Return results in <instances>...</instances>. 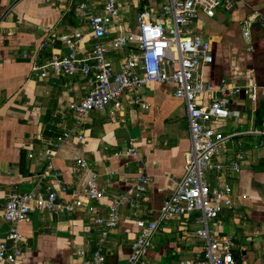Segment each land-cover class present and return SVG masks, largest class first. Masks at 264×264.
Segmentation results:
<instances>
[{"label":"crops","instance_id":"0c3cea01","mask_svg":"<svg viewBox=\"0 0 264 264\" xmlns=\"http://www.w3.org/2000/svg\"><path fill=\"white\" fill-rule=\"evenodd\" d=\"M105 1L99 0L98 8ZM117 1L131 26L149 3ZM77 2L0 0V241L10 228L1 217L7 196L34 189L50 161L59 180L69 187L67 198L81 194L92 172L105 192L95 214L84 209L67 214L34 212L29 223L19 226L23 238L19 264H80L78 251H91L97 239L95 217L105 215L110 201L144 173L149 182L140 210L133 213L122 207L119 224L105 245V264H126L138 234L135 220L154 217L182 177L185 153L190 150L183 101L173 97L171 85L149 83L140 90L141 105L125 96L122 108L113 115L110 107L91 112L52 160L45 156L44 151L57 137L75 128L69 105L83 99L89 86L82 78L51 75L39 79L31 68L43 64L55 50L65 52L58 37L88 29L86 22L77 18ZM257 15L264 17V0L234 1L230 10H219L210 19L201 15L197 24V32L210 39L213 56L212 63L201 70L203 81L217 90L222 79L244 85L249 74L257 85L256 101L243 94L230 99L231 117L225 130L240 135L248 159L237 174L226 179L234 191V206L209 225L213 236L234 239L236 264H264V135L251 134H264V111L261 124L256 117V112L264 109V30L258 25L251 28L250 50L240 31L242 21ZM44 43L48 44L42 48ZM90 47L88 39L79 52ZM124 54L114 53L111 58L117 64ZM207 101L204 97L203 102ZM80 134L82 141L78 140ZM132 147L134 154L127 155ZM77 159L87 160L88 168L78 172ZM197 228L194 217L162 224L146 254L149 264H191L202 247L194 237Z\"/></svg>","mask_w":264,"mask_h":264},{"label":"built area","instance_id":"2783aa9c","mask_svg":"<svg viewBox=\"0 0 264 264\" xmlns=\"http://www.w3.org/2000/svg\"><path fill=\"white\" fill-rule=\"evenodd\" d=\"M98 1L78 0L77 18L81 23L86 22L88 29H75L58 37L65 52L55 50L43 64L31 68V73L39 79L51 75L82 78L89 86L83 99L69 105L75 128L57 137L52 147L44 151L45 156L52 160L63 142L79 131L91 112L110 107V115H113L122 108L125 96H132L134 104L141 105L139 94L145 85H171L173 97L185 105L190 150L185 153L182 177L154 217L135 220L138 234L130 246L126 264H149L146 254L161 225L192 217L198 224L194 237L201 241L202 247L191 264H236L234 239L228 235L213 236L209 225L223 210L234 206V191L226 179L237 174L248 159L238 139L240 135L225 130L231 117L230 99L243 94L251 102L256 101L257 85L249 74L246 84L222 79L217 90L203 81L201 70L212 63L213 56L211 41L197 32V24L201 15L213 18L217 11H228L234 1L243 0H152L153 3L149 0L133 26L123 17V7L117 0H106L101 8H98ZM254 25L264 30V17L257 15L240 23L247 50H250L249 38ZM88 39L90 49L80 53V45ZM122 52L125 54L116 64L111 55ZM204 97L208 98L207 103L203 102ZM251 134L264 135L258 131ZM78 140H83L81 134ZM126 154L133 155L134 148L128 149ZM76 167L78 172L86 170L87 160L77 159ZM148 182L149 178L140 173L131 188L110 201L105 215L95 217L97 239L91 251H78L82 259L80 264H105V245L109 233L119 224L120 209L125 207L133 213L138 212ZM68 194L69 187L59 180V173L50 161L38 176L34 189L7 196L1 217L10 228L0 241V264L20 263L23 238L19 226L29 223L34 212L67 214L84 209L95 214L105 192L98 175L92 172L78 197L69 199Z\"/></svg>","mask_w":264,"mask_h":264},{"label":"trees","instance_id":"16d2710c","mask_svg":"<svg viewBox=\"0 0 264 264\" xmlns=\"http://www.w3.org/2000/svg\"><path fill=\"white\" fill-rule=\"evenodd\" d=\"M263 111H264V109H259V111L256 112V117H257V123L258 124H261Z\"/></svg>","mask_w":264,"mask_h":264}]
</instances>
